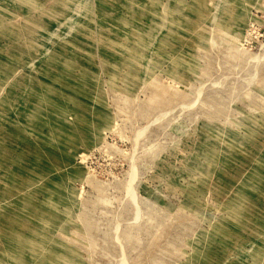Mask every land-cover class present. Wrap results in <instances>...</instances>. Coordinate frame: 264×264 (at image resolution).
Listing matches in <instances>:
<instances>
[{
	"label": "rangeland",
	"instance_id": "1",
	"mask_svg": "<svg viewBox=\"0 0 264 264\" xmlns=\"http://www.w3.org/2000/svg\"><path fill=\"white\" fill-rule=\"evenodd\" d=\"M0 264H264V0H0Z\"/></svg>",
	"mask_w": 264,
	"mask_h": 264
}]
</instances>
